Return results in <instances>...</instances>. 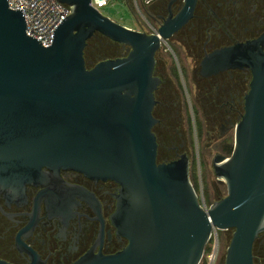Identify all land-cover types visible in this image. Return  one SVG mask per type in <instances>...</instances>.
Listing matches in <instances>:
<instances>
[{"label": "water", "instance_id": "95a60500", "mask_svg": "<svg viewBox=\"0 0 264 264\" xmlns=\"http://www.w3.org/2000/svg\"><path fill=\"white\" fill-rule=\"evenodd\" d=\"M57 1L70 14L43 47L26 35L21 12L0 0V187L22 190L42 178L43 169L119 185L111 221L127 246L75 264H200L212 235L228 230L224 264H253V243L264 232L260 41L222 48L203 62L213 73L246 67L253 76L232 154L213 162L226 196L207 207L190 182L186 159L157 163L152 133L155 54L192 18L197 0H184L153 34L114 22L90 0ZM95 34L122 45L127 55L87 68L84 51Z\"/></svg>", "mask_w": 264, "mask_h": 264}, {"label": "flooded vegetation", "instance_id": "af4514ba", "mask_svg": "<svg viewBox=\"0 0 264 264\" xmlns=\"http://www.w3.org/2000/svg\"><path fill=\"white\" fill-rule=\"evenodd\" d=\"M184 3L154 0L142 6L146 34L157 33ZM254 41L264 53V0H197L192 18L161 41L154 57L156 161L186 159L205 205L203 168L210 163L214 173V160L231 156L253 76L246 67L213 73L203 62L214 51ZM119 46L122 58L127 52ZM42 171L22 190L0 187V262L75 264L88 254L114 255L127 246L111 221L118 184L71 170ZM252 257L253 264H264V232L253 243Z\"/></svg>", "mask_w": 264, "mask_h": 264}, {"label": "rangeland", "instance_id": "374dc122", "mask_svg": "<svg viewBox=\"0 0 264 264\" xmlns=\"http://www.w3.org/2000/svg\"><path fill=\"white\" fill-rule=\"evenodd\" d=\"M101 13L103 16L129 29L138 30L139 27H142L145 29V33H148V28L144 22V12L139 0H110L108 5L101 9ZM95 42H97V39ZM119 50L115 55H120L122 53L121 50L120 52ZM95 64L96 62L92 63L91 66L89 65V67H93ZM208 165H210V163L207 164V169L205 168L204 170L203 168V177L205 178L204 180L200 179L199 183L200 192L202 189H205L203 188L205 186L204 183L207 184L206 189H209V200L206 198L204 199L207 207L226 196L225 185L217 181L212 168ZM194 186L197 191L196 193L199 194L198 185L195 184ZM231 234L232 230L224 232L218 231L213 234L205 248V253L200 264H224Z\"/></svg>", "mask_w": 264, "mask_h": 264}, {"label": "built area", "instance_id": "2783aa9c", "mask_svg": "<svg viewBox=\"0 0 264 264\" xmlns=\"http://www.w3.org/2000/svg\"><path fill=\"white\" fill-rule=\"evenodd\" d=\"M139 1L142 8L154 0ZM109 2L110 0H90V6L101 13V9ZM7 3L10 10L21 12L26 35L40 42L43 47L52 44L55 30L70 14L69 7L57 0H7Z\"/></svg>", "mask_w": 264, "mask_h": 264}, {"label": "trees", "instance_id": "16d2710c", "mask_svg": "<svg viewBox=\"0 0 264 264\" xmlns=\"http://www.w3.org/2000/svg\"><path fill=\"white\" fill-rule=\"evenodd\" d=\"M96 39L97 42H95ZM119 49V44L114 43L99 34H95L93 38L87 42V46L84 51V59L87 68H91L89 65L91 66L92 63H97L101 60L119 58V55H115L118 53Z\"/></svg>", "mask_w": 264, "mask_h": 264}]
</instances>
